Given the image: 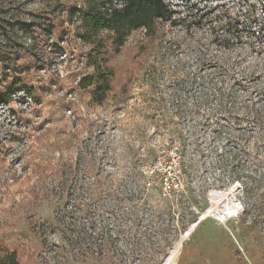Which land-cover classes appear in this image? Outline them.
<instances>
[{
	"label": "rangeland",
	"instance_id": "obj_1",
	"mask_svg": "<svg viewBox=\"0 0 264 264\" xmlns=\"http://www.w3.org/2000/svg\"><path fill=\"white\" fill-rule=\"evenodd\" d=\"M167 1L174 22L131 32L99 105L77 87L92 68L66 6L82 0H0L1 42H46L20 73L34 101L0 116V147L23 171L0 197L28 224L11 244L20 264H264V43L220 46L209 21L260 18L264 0ZM12 74L0 65L2 89ZM16 223L0 219L1 236Z\"/></svg>",
	"mask_w": 264,
	"mask_h": 264
},
{
	"label": "trees",
	"instance_id": "obj_2",
	"mask_svg": "<svg viewBox=\"0 0 264 264\" xmlns=\"http://www.w3.org/2000/svg\"><path fill=\"white\" fill-rule=\"evenodd\" d=\"M66 7L67 22L74 26L75 38L86 46L87 50L83 53L85 64L92 68V73L78 78L77 87L83 90L91 88V101L99 105L104 103L113 87L114 69L109 61L120 52L131 32L144 29L145 34L149 36L155 29L156 23L174 22L173 11L167 0H82L80 6L74 4ZM260 11L262 15L256 19L252 10H248L245 22L227 18L219 24L220 22L214 23V20L210 19L211 29L220 26L223 29L220 32L215 31V41L223 47L239 44L256 53L259 52L260 43H264V8H260ZM258 22L259 24L255 26L254 23ZM7 25L10 28L20 25L24 29L38 27L37 22L18 19L8 21ZM48 29V34H52V24ZM60 33V39L63 40L65 32ZM38 45L45 46L46 42H36L35 38L28 44L16 40L10 44L0 41V65L4 71L13 72L10 84L4 89L0 81V102H9L11 94L18 89H25L33 95L30 88L21 85L20 73L30 70L31 65L40 61L37 57L39 50H36ZM52 53L50 51L51 55ZM25 58L30 59L29 63L20 64ZM234 81L235 84L240 82V80ZM254 107L251 104L246 106L251 111L253 109V119L258 124L261 123L262 117L257 112L253 113ZM0 264H19L17 251L7 248L2 242H0Z\"/></svg>",
	"mask_w": 264,
	"mask_h": 264
},
{
	"label": "built area",
	"instance_id": "obj_3",
	"mask_svg": "<svg viewBox=\"0 0 264 264\" xmlns=\"http://www.w3.org/2000/svg\"><path fill=\"white\" fill-rule=\"evenodd\" d=\"M33 101H34L33 95L29 94L25 89L15 90L11 94L9 102L7 103L0 102V116L4 113H7L9 116L11 115L12 116L11 119L14 120L15 119L14 113L12 111V108L9 107L10 106L9 104L12 103L22 107H28ZM1 126H2V122L0 120V135H1ZM1 138L2 137L0 136V139ZM15 153L16 150L9 149L7 151H4L0 147V156L5 160L7 164L2 171V181H0V197L3 196V191H4L3 190L4 188L2 187L3 181H5L6 184L8 185H14L16 178L23 175V171L19 165V162L15 161V155H16ZM234 206L237 208L239 207L241 209L240 201L235 199ZM239 211L235 212L234 216H237ZM41 264H50V263L46 258H42Z\"/></svg>",
	"mask_w": 264,
	"mask_h": 264
},
{
	"label": "crops",
	"instance_id": "obj_4",
	"mask_svg": "<svg viewBox=\"0 0 264 264\" xmlns=\"http://www.w3.org/2000/svg\"><path fill=\"white\" fill-rule=\"evenodd\" d=\"M11 201L7 200L5 204L1 205L0 209V219H11V218H17L16 227L13 230H7L5 237L1 236L0 238L6 243L7 247L11 250H16L11 247V244L18 241L25 240L26 234L25 230L28 231V224L26 222L25 217L23 216L24 213L20 210L19 201L11 206ZM2 224V223H1ZM17 251V250H16ZM18 253V251H17ZM19 255V254H18ZM21 263V259L19 260V264Z\"/></svg>",
	"mask_w": 264,
	"mask_h": 264
},
{
	"label": "bare ground",
	"instance_id": "obj_5",
	"mask_svg": "<svg viewBox=\"0 0 264 264\" xmlns=\"http://www.w3.org/2000/svg\"><path fill=\"white\" fill-rule=\"evenodd\" d=\"M226 195H232V196H233V195H234V190H233V188H230V189L228 190V193H227ZM221 198H223V196H222ZM226 201H227V200H226ZM234 202H235V201L231 199V201H229V202L227 203V204H228L227 207L230 205L231 208H229V207H228V208L224 207V211H226L225 208L228 209V210L230 209V210L232 211V212H230V215H234V211H235V209H236V210H239V209H240L239 207L237 208V207L234 206ZM212 210H214V209H212V208L210 207V208L207 210L208 214H207V212H206L204 215L200 216V217L195 221V223L190 227V232H191V230L196 226V224L199 222V220H201V219L204 218V217L206 218L207 216H209V213H210ZM224 213H225V212H224ZM228 214H229V213H228ZM216 216H217V215H216ZM222 216H223V215H220V216H219L220 219H222V218H221ZM224 217H225V216H224ZM224 217H223V218H224ZM190 232H188V233H190ZM188 233H187V234H188Z\"/></svg>",
	"mask_w": 264,
	"mask_h": 264
}]
</instances>
